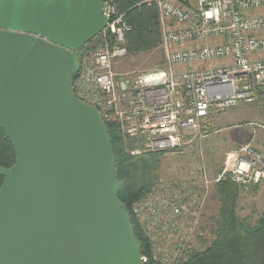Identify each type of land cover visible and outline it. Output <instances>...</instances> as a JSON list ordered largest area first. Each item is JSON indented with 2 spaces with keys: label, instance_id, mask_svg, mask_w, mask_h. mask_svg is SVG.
Returning a JSON list of instances; mask_svg holds the SVG:
<instances>
[{
  "label": "water",
  "instance_id": "water-1",
  "mask_svg": "<svg viewBox=\"0 0 264 264\" xmlns=\"http://www.w3.org/2000/svg\"><path fill=\"white\" fill-rule=\"evenodd\" d=\"M106 0H0V264H143L98 111L73 92Z\"/></svg>",
  "mask_w": 264,
  "mask_h": 264
},
{
  "label": "built area",
  "instance_id": "built-area-1",
  "mask_svg": "<svg viewBox=\"0 0 264 264\" xmlns=\"http://www.w3.org/2000/svg\"><path fill=\"white\" fill-rule=\"evenodd\" d=\"M158 10L163 65L119 73L129 55L130 27L114 0L104 2L106 26L97 47L81 56L73 92L105 123L128 138L131 156L190 153L175 178H157L130 205L159 264H178L194 239L210 236L200 218L211 187L224 178L258 185L264 153L251 142L228 151L212 175L202 146L213 113L239 105H264V0H143ZM147 257L141 256L145 262Z\"/></svg>",
  "mask_w": 264,
  "mask_h": 264
},
{
  "label": "trees",
  "instance_id": "trees-1",
  "mask_svg": "<svg viewBox=\"0 0 264 264\" xmlns=\"http://www.w3.org/2000/svg\"><path fill=\"white\" fill-rule=\"evenodd\" d=\"M114 1L117 9L124 13V19L130 27L124 37V46L128 55L147 53L159 48L161 28L156 6L143 0ZM93 41L94 39L85 47ZM92 46L88 47L85 53L98 45L96 43ZM75 76L76 71L73 73V80ZM105 125L115 158L117 197L126 209L133 234L140 244V253L147 257L143 264H159L152 258L150 242L130 209V205L142 198L153 186V175H151L153 169H147V160H143L144 174H150L149 172L151 174L139 182V166L132 163L133 158L123 152L121 137L116 126L106 122ZM157 154L145 156L158 163ZM15 160L16 154L11 142L0 126V167L8 168L14 164ZM2 181L3 177L0 176V185ZM241 189L239 184L232 182L229 178L216 183V197L219 202L218 217L215 223L204 225L210 236L200 239L207 240V244L203 249L190 250L178 264H264V213H261L253 223H250L248 218L237 214Z\"/></svg>",
  "mask_w": 264,
  "mask_h": 264
},
{
  "label": "rangeland",
  "instance_id": "rangeland-1",
  "mask_svg": "<svg viewBox=\"0 0 264 264\" xmlns=\"http://www.w3.org/2000/svg\"><path fill=\"white\" fill-rule=\"evenodd\" d=\"M95 42L97 43L96 39L83 48L81 56L88 51V47H93L92 45L96 44ZM163 61V53L159 47L151 52L128 56L120 61L117 71L119 73L145 72L162 67ZM116 129L121 137L123 152L131 156L129 149L132 148V145L129 143L128 138L120 132L118 126H116ZM207 129L213 134L205 141L202 151L212 175L222 167L226 153L234 150L243 142H251L252 145L264 153V105H239L213 113ZM245 131H248L247 134L244 133ZM145 155L147 156L145 153L131 156L133 158L132 163L139 166L138 181L140 182L151 174L149 172L150 174L145 175L143 172L144 163L142 161L146 159L148 163L147 169H153L151 175H153L154 184L157 178L172 179L181 175L185 171L184 168L190 164L188 159L192 157L193 150L191 149L190 153L182 154H157L158 163L151 159L149 160ZM205 206L203 218L199 219V226L203 227V229L205 224L215 223L218 217L219 202L216 197V185L211 187V193ZM236 211L239 216L248 218L250 223L255 222L261 213H264V175L260 184L242 187ZM206 242L207 240L194 239L191 250L203 249L207 244Z\"/></svg>",
  "mask_w": 264,
  "mask_h": 264
},
{
  "label": "crops",
  "instance_id": "crops-1",
  "mask_svg": "<svg viewBox=\"0 0 264 264\" xmlns=\"http://www.w3.org/2000/svg\"><path fill=\"white\" fill-rule=\"evenodd\" d=\"M261 34H264V32H263V33H261ZM245 130H246V129H245ZM247 132H248V131H245L244 133H245V134H247Z\"/></svg>",
  "mask_w": 264,
  "mask_h": 264
}]
</instances>
